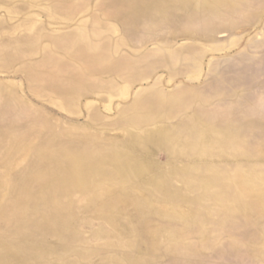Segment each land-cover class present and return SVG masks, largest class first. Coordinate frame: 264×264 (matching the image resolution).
<instances>
[{
	"label": "rangeland",
	"instance_id": "rangeland-1",
	"mask_svg": "<svg viewBox=\"0 0 264 264\" xmlns=\"http://www.w3.org/2000/svg\"><path fill=\"white\" fill-rule=\"evenodd\" d=\"M0 264H264V0H0Z\"/></svg>",
	"mask_w": 264,
	"mask_h": 264
}]
</instances>
